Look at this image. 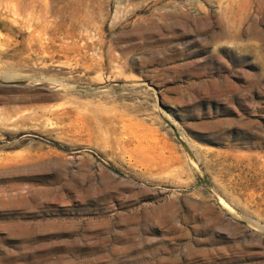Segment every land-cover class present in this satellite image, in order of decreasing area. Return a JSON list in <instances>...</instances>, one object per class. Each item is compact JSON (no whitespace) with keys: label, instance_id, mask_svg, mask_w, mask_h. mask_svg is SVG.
<instances>
[{"label":"rangeland","instance_id":"1","mask_svg":"<svg viewBox=\"0 0 264 264\" xmlns=\"http://www.w3.org/2000/svg\"><path fill=\"white\" fill-rule=\"evenodd\" d=\"M0 264H264V0H0Z\"/></svg>","mask_w":264,"mask_h":264},{"label":"water","instance_id":"2","mask_svg":"<svg viewBox=\"0 0 264 264\" xmlns=\"http://www.w3.org/2000/svg\"><path fill=\"white\" fill-rule=\"evenodd\" d=\"M44 86L46 87H49V86H51L50 84H44ZM172 127L175 129V127L172 125ZM175 131H176V129H175ZM177 132V131H176ZM177 137H178V139H179V141H180V143L182 144V146L185 148V150L191 155V157L193 158V155H192V153H191V150H190V148H189V146L187 145V143H185L183 140H182V138L179 136V134H178V132H177Z\"/></svg>","mask_w":264,"mask_h":264}]
</instances>
